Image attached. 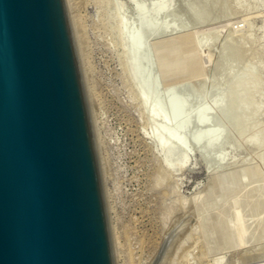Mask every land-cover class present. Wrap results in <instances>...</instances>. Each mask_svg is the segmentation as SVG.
<instances>
[{
  "label": "rangeland",
  "instance_id": "obj_1",
  "mask_svg": "<svg viewBox=\"0 0 264 264\" xmlns=\"http://www.w3.org/2000/svg\"><path fill=\"white\" fill-rule=\"evenodd\" d=\"M70 4L78 24L85 91L89 87L93 92L88 105L114 264H149L176 216L206 192L222 197L238 221L221 211L204 212L179 240L168 264H264V202H257L264 196V130L257 131L264 126V0H70ZM160 5L168 10L154 18L153 10ZM154 26L160 28L156 34ZM145 36L151 48L164 43L166 54L162 52L159 61L168 65L165 73L170 67L175 72L165 86L155 69L162 84L158 89L162 93L168 85L169 92L181 87L189 96L183 114L166 117L159 106L168 94L159 100L143 88L144 77L138 72L143 66L135 55L146 45ZM197 52L199 58L193 56ZM80 56L85 57L86 73ZM250 67L253 73L248 72ZM238 79L243 84L233 90ZM211 95L227 101L214 107L220 108L221 116L209 113L211 121L197 126L195 115ZM257 100L260 108L254 113L251 105ZM151 110L162 113L167 123L151 119ZM247 114L251 121L245 122ZM178 120L185 122L178 131L183 149L164 133L167 127L176 128ZM208 130L218 131L220 139L216 142L214 136L210 143L190 138ZM252 138L262 145L249 148ZM159 142L165 146L159 147Z\"/></svg>",
  "mask_w": 264,
  "mask_h": 264
},
{
  "label": "water",
  "instance_id": "obj_2",
  "mask_svg": "<svg viewBox=\"0 0 264 264\" xmlns=\"http://www.w3.org/2000/svg\"><path fill=\"white\" fill-rule=\"evenodd\" d=\"M176 216L149 264H168L204 212ZM0 264H114L93 125L65 0H0Z\"/></svg>",
  "mask_w": 264,
  "mask_h": 264
},
{
  "label": "bare ground",
  "instance_id": "obj_3",
  "mask_svg": "<svg viewBox=\"0 0 264 264\" xmlns=\"http://www.w3.org/2000/svg\"><path fill=\"white\" fill-rule=\"evenodd\" d=\"M65 3H66V6H67V12H68V16H69V14L71 13V4H70V0H65ZM141 8V7H140ZM168 10V6H166V5H160V6H158V7H156L154 10H153V17L155 18V17H157L158 15L160 16L161 14H163L164 12L166 13V11ZM73 14V13H72ZM70 16H71V14H70ZM75 18V17H74ZM73 18V16H71V18L69 17V20H70V23H71V28H72V32H73V34H74V39H75V44H76V47L79 45H77V40H78V42H79V38H77V36H76V34H77V32H78V29H77V23H76V20ZM152 18V17H151ZM150 21V20H149ZM194 21V20H193ZM193 23V22H192ZM80 30V29H79ZM152 30L153 31H156L154 34H156L157 33V30H160V28L158 27V26H154L153 28H152ZM162 30V29H161ZM163 32V31H162ZM79 37V36H78ZM140 37V36H139ZM138 37V38H139ZM219 36H218V34H217V36H216V38H218ZM136 38V37H135ZM134 38V39H135ZM137 40V39H136ZM135 40V41H136ZM149 37H147V36H145V43H146V45L145 46H142V47H140L139 48V46H138V48L139 49H137V47H136V49L138 50L137 52H136V55H135V57H136V63L138 62L139 64H140V62L142 63V68H141V70H138V72L140 73V74H142L143 75V77H144V81H143V88L147 91V93H148V91L150 92L151 90V92L155 95V97H159V100H160V98H161V96L163 97V95H166V94H168L167 96H165L164 97V101L163 100H161L162 102H163V104H162V106H159V109H161L160 107H162V110H163V112H165V113H163L165 116L166 115H168V114H170L169 115V117L170 116H173V117H175V116H177V115H180V114H183V112L186 110L185 108L187 107L186 106V104L187 103H189L188 101H189V96L188 95H186V94H184V92H183V90H182V88L181 87H179V86H177V89L176 90H173L172 92H169V91H167L168 89H169V86L170 85H168L167 87H168V89L166 88L164 91L162 90V93H160V91H159V87H161L160 86V82H158V78H157V76H156V73H155V69L157 70V72H158V74H159V78H160V80L162 81V82H164V85L166 86L167 85V83H168V79H169V77L170 76H173V72H175V71H173V68H169V69H172V70H170L169 72H167V73H165L164 71H166V69H165V65H167V64H165V65H163V60L160 62L159 60H161V59H163V56L166 54L164 51H163V49H162V47L164 46L163 44L164 43H162V45H160L159 47H155V48H151L152 46L149 44ZM134 41V42H135ZM138 41V40H137ZM140 41V40H139ZM148 41V42H147ZM151 41V40H150ZM141 42V41H140ZM198 42V41H197ZM80 43V42H79ZM83 43V42H82ZM81 44V43H80ZM135 44V43H134ZM79 48H80V45H79V47H77V51L79 50ZM81 49V48H80ZM152 51H154L155 53H151ZM162 52H164L163 54H162ZM78 55H81V50H79L78 52ZM83 53V52H82ZM198 53V52H197ZM155 54V55H154ZM161 55H163V56H161ZM83 56V55H82ZM195 58H199L200 57V53H198V54H194L193 55ZM81 57V56H80ZM162 57V58H161ZM165 58H166V56H165ZM80 59H82V64H83V67H82V69L84 68V72L86 73L87 71L85 70L86 69V67H85V65H86V63L84 62V60L83 59H85V57L83 58V57H81ZM151 60H154V61H152L153 62V66H152V63H151ZM81 61V60H80ZM135 62V61H134ZM133 62V63H134ZM154 62H155V66H154ZM159 62L161 63V64H159ZM85 63V64H84ZM164 67V69H163V67ZM167 67H168V65H167ZM168 69V70H169ZM247 70H248V72L250 71V73H253L254 72V68H251L250 67V70H249V68H247ZM85 75V74H84ZM86 77H88L87 75H85ZM171 78V77H170ZM86 79V84L88 85V83H89V81H88V78H85ZM168 80V81H167ZM160 83V84H159ZM169 84V83H168ZM180 84V83H179ZM178 84V85H179ZM243 84V80L242 79H238L237 80V82H236V84H235V87H234V89L233 90H235L236 88H237V86L238 85H242ZM159 85V86H158ZM162 85V84H161ZM176 85H177V83H176ZM87 87V86H86ZM175 88V87H174ZM171 91V90H170ZM87 98H88V100H90V101H93L92 100V91L89 89V87L87 88ZM169 92V93H168ZM152 94V95H153ZM208 96H210V95H208ZM152 97V96H151ZM220 97V96H219ZM219 97H218V95L216 96V95H211V97H210V99H208V101L207 102H205L202 106H200V108H199V110H198V112H197V114L195 115V113H194V115H195V119H196V121H197V126L199 125V126H201V125H204V124H206L209 120H208V115H209V113H210V115H212V116H217V117H219L220 118V116H221V112L219 111V109H214V107H216V106H218V105H220V104H225V102H227L226 100H224V99H219ZM147 98V97H146ZM154 99V98H153ZM157 99V98H156ZM162 99V98H161ZM151 100H152V98H151ZM155 100V99H154ZM158 100V99H157ZM157 100H155L154 102H156ZM205 100V99H204ZM158 103V102H157ZM157 103H156V105H157ZM201 103H203V102H201ZM155 104V103H154ZM159 105H160V102L158 103ZM188 105V104H187ZM148 106V105H147ZM149 107V106H148ZM222 107V106H221ZM190 108V107H189ZM218 108V107H217ZM259 108H260V105H259V103H258V100L257 101H255L252 105H251V110L255 113V112H257L258 110H259ZM213 109H214V111H213ZM216 110H218V111H216ZM195 111V110H194ZM213 111V112H212ZM216 111V112H215ZM162 112V111H161ZM186 112V111H185ZM192 113V112H191ZM150 118L151 119H153V120H159V121H161V122H164V124H166L167 123V119L162 115V113H160L158 110H151L150 111ZM190 114V113H189ZM209 115V116H210ZM166 117H168V116H166ZM179 118L181 117V116H178ZM178 117H177V119H178ZM192 117H193V115H192ZM172 118V117H171ZM174 119V118H173ZM177 119H174V121L175 122H177ZM191 119H193V118H191ZM214 119V118H213ZM169 120H170V118H169ZM172 121V120H171ZM179 121V120H178ZM182 121H186V120H182ZM188 121V120H187ZM211 121V120H210ZM244 121L245 122H248V121H251V119H250V116L248 117V114L244 117ZM94 122V121H93ZM179 122H181V121H179ZM179 122H178V124H179ZM170 123V122H169ZM185 122H183V124H184ZM193 123V122H192ZM210 123V122H209ZM171 124H174L173 122L171 123ZM183 124H182V122L175 128V127H173V129L172 128H168L167 127V130H165L166 132H164V133H166V136L168 137V140L176 147V148H181V149H183L184 147L183 146H185L184 145V139L182 140V136L178 133V131H180L181 129H182V127H183ZM169 125V124H168ZM185 125V124H184ZM175 126V125H174ZM202 127V126H201ZM175 128V129H174ZM184 128V127H183ZM169 129V130H168ZM170 129H172V130H170ZM198 130V129H197ZM205 130V129H204ZM211 130V129H210ZM262 130H264V126L263 125H261V126H259L258 127V129H257V131L258 132H260V131H262ZM193 132V131H192ZM203 132V131H202ZM202 132H195L194 134H191V137L190 138H192L194 141H198V140H200V139H206L207 141H209L210 140V143H211V139H214L215 140V138H216V142L220 139V134L218 133V131H204L203 133ZM178 134L181 136H179L178 137ZM215 136V138H213ZM185 137V136H184ZM255 138V137H254ZM254 138H252V139H250V140H248V142H247V146L249 147V148H251V149H254V148H257V147H259V146H261L262 145V143L260 142V141H258L257 139H254ZM192 140V141H193ZM213 140V142H215ZM158 142V141H157ZM215 142V143H216ZM158 145H159V147H164L165 146V143H163V142H159L158 143ZM169 145H171V144H169ZM213 144L212 145H210L209 143H208V147H210V148H212L211 150H213ZM168 147V146H167ZM208 147H205V148H208ZM247 147V148H248ZM187 148V147H186ZM209 148V149H210ZM219 148V147H218ZM248 148V149H249ZM170 149H172V148H170V146H169V150ZM174 149V148H173ZM250 149V150H251ZM210 151V150H209ZM217 153V152H216ZM264 155V154H263ZM217 156V155H216ZM263 165V164H262ZM261 165V166H262ZM262 170L264 171V166H262ZM261 171V170H260ZM251 192H252V189H249V194H251ZM257 202H258V204H260V203H262V202H264V196H260L259 198H258V200H257ZM251 208H252V206H250ZM248 208H249V206H248ZM252 210V209H251ZM251 210H249V212L251 211ZM252 215V214H251ZM251 215H249V216H251ZM252 218V217H251ZM249 220V219H248ZM249 222V221H248ZM250 223V222H249ZM218 260V259H217Z\"/></svg>",
  "mask_w": 264,
  "mask_h": 264
}]
</instances>
